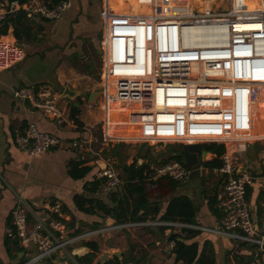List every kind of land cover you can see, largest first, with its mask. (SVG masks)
I'll return each instance as SVG.
<instances>
[{
	"label": "built area",
	"instance_id": "2783aa9c",
	"mask_svg": "<svg viewBox=\"0 0 264 264\" xmlns=\"http://www.w3.org/2000/svg\"><path fill=\"white\" fill-rule=\"evenodd\" d=\"M182 1L191 6L190 0ZM218 1H223L224 6ZM155 7L153 0L151 13L145 12L133 21L117 16L110 23L101 70V91L107 111L109 99L119 100L123 105L121 113L128 117L129 123L144 124L148 129L147 137L137 140L153 147L190 142L228 146L240 139L234 138L238 132L251 131L255 109L264 97V0H256L246 8L241 0H213L203 10L194 8L181 15L156 12ZM65 8V2L50 7L47 0H12L8 4L0 0V22L19 10L29 16L59 20ZM25 57L26 52L16 39L0 36V71L14 67ZM107 68L109 74L104 78ZM13 97L30 103L58 125H76L80 120L79 113L72 115L71 110L60 104L61 93L51 86H18ZM96 104L97 101L89 102L87 108L92 109ZM110 119L108 116L102 121L106 145L122 139L107 135ZM247 135L240 140L248 142ZM133 137L123 141H133ZM15 142L30 156L65 146L92 152L88 141H64L40 130L36 124H30L18 134ZM237 153V148L226 149L220 166L207 167L224 184L216 205L221 219L215 227L148 218L67 237L70 227L61 202L55 201L47 207V218L31 223L28 204L19 197L13 210V223L26 258L22 264H40L69 244L105 234L113 228L145 226L168 227V234L180 233L184 227L202 230L231 238L264 254V227H259L248 202L255 176L248 159ZM92 163L98 165L95 177L102 179L100 189L106 193L115 191L121 184L119 172L107 160L97 159ZM240 168L243 169L238 172ZM155 176H169L184 183L189 170L177 159L162 160Z\"/></svg>",
	"mask_w": 264,
	"mask_h": 264
},
{
	"label": "crops",
	"instance_id": "0c3cea01",
	"mask_svg": "<svg viewBox=\"0 0 264 264\" xmlns=\"http://www.w3.org/2000/svg\"><path fill=\"white\" fill-rule=\"evenodd\" d=\"M1 1L4 4H8L12 0ZM152 1L130 0V10L132 12L130 15L123 12L125 10L124 5L129 3L128 0H121L122 9L120 13L116 11L117 0H67L65 2L66 8L59 20H48L36 15L31 16L30 20L33 22L34 29L43 28L38 34L39 40L34 43L21 42L25 47L18 42L23 48H26L25 59L12 68L0 71V264H16L21 260L23 254V251L19 253L13 244L11 245V251H9L6 245V241L13 234V210L17 205L19 197L23 198L28 204L30 210L29 220L31 223H36L39 219L47 218L49 216L47 207L55 201L61 202L62 208L66 207L68 209V211H65L63 208L68 222L74 221L75 225L81 228V230L92 228L93 223L96 222L101 224L104 222V219L114 220L111 218H101L98 215L86 214L76 209L73 199L74 195L83 192L85 182L95 178L97 169L94 168L88 174L91 175L89 179L87 176L83 179H73L68 174V164L71 160H85L86 165L94 167L92 160L85 159L84 155L86 153L83 155L81 151V153L76 151L78 149L65 146L53 148L43 154L30 156L18 147L15 138L18 134L24 132L30 124H36L40 130L58 136L64 141L86 140L91 147L94 141L92 127L95 125L102 127V121L108 116L111 118L108 136H117L121 130L128 129L129 131L130 123L126 122V118L128 120V117L121 113L122 103L120 104L119 100L111 101L109 99L110 109L107 111L104 95H100L97 98V104L92 109L87 108L89 103L88 97H80L78 105H75L70 99L60 98V104L64 108L69 109V111L71 110L72 112L74 107L78 108L82 123V126L78 124H64L61 126L55 121L46 118L41 111L32 107L30 103L15 99L13 97V90L18 86L48 85L57 92L62 93L68 80L74 81V84H79L85 76L91 78V75H94L95 64L93 62H88L89 64L86 65L88 71L83 72V74L78 72L80 64L84 61L87 62L90 59L89 54L94 52L98 53V55L100 54L101 68L98 71L97 86L88 90V92L101 91L103 89L101 70L102 65H104L103 60L106 58V41L110 23L117 16L125 20L127 19V21H133L145 14V12L151 13L153 11L151 9ZM154 1L156 5L154 10L167 14L170 13V5L176 0ZM7 35L16 39L13 34V27H10L8 34L3 36ZM103 41H105V52ZM108 74L109 68L106 69L104 78H107ZM72 86L73 88L76 87L75 85ZM147 131L148 129L144 125L141 134L135 138L143 139L147 137ZM246 134H249L247 135L250 139L249 143L240 140L246 137ZM128 136L127 133V138ZM120 137L122 139L119 138V140L105 145L114 148L116 144L124 142V136ZM237 137L240 139L231 141L226 146V149L233 151L237 148V155L245 157L249 161L255 181L249 188L248 202L254 216L257 218L259 227L263 228L264 138L257 139V134L253 130L238 132L234 138ZM137 143L144 144L141 141ZM170 144L174 145L177 143ZM91 150L93 152L92 147ZM87 152L90 151L88 150ZM221 156L219 157L220 160ZM216 157V154L208 152L205 160L202 161V166L204 167L202 170V184L206 183L209 185L208 179L213 178L214 182H212L211 188L207 187L206 189L217 191V199L219 200L224 190L223 181L219 176L210 171L209 168L204 166L206 161L213 160ZM144 161L147 162V160L142 159L141 163ZM152 178L151 174L149 180H152ZM100 192L108 194L99 189L96 196ZM180 195L186 194L184 192L173 196ZM190 198L193 199L197 207V225L215 227L219 224L221 214L217 206V213H214L210 209L208 200L203 193L201 198L196 196V194ZM168 200H166L164 205L162 204L159 216L156 218L149 216L148 218L160 219L161 214L164 213L168 205ZM161 227L163 226H145L139 227L140 229H128L127 237L125 234L118 233L114 241L110 240L112 247L108 249H119L121 243L122 245L128 243V250L122 256V258L125 257L127 259L128 264H175L176 254L173 252L175 241L169 240L170 234H168V229L163 232ZM197 231L196 234H192L193 232L178 233L179 235L176 238L178 237L187 243L197 242L200 248L207 241L211 242L215 249L217 264H239L240 260L249 259L252 260L251 264H264V254L251 246L239 243L228 237L202 230ZM15 236V238L18 237L17 234ZM127 238L128 241L126 240ZM81 246H84V243ZM103 247L101 246V250H104ZM129 249H131L130 252ZM89 252L91 250L83 252L80 257L85 256ZM62 255L70 256L68 253H62ZM59 256L60 254L55 256L54 263L58 260ZM97 259L93 264L100 262ZM69 263L81 264L76 256H70V260L65 261L63 264ZM178 264L185 263L180 261Z\"/></svg>",
	"mask_w": 264,
	"mask_h": 264
},
{
	"label": "trees",
	"instance_id": "16d2710c",
	"mask_svg": "<svg viewBox=\"0 0 264 264\" xmlns=\"http://www.w3.org/2000/svg\"><path fill=\"white\" fill-rule=\"evenodd\" d=\"M21 2L25 0H20ZM67 0H47L50 7L54 5L66 2ZM129 3L124 5L125 14L131 15L130 10V0ZM122 9L121 0H117L116 11L117 13ZM31 16H29L26 11L19 10L14 14L8 16L5 20L0 22V36L8 34L10 27H13V34L16 37L19 43L21 42H37L39 40L38 34L42 31V27H39L37 30L33 27V22L30 20ZM31 22V23H30ZM260 102H264V98ZM262 109V106H257L254 112L253 121H257L259 123V110ZM264 109V106H263ZM78 113V108L74 107L72 109V115H76ZM129 120V119H128ZM126 118V122L129 124V121ZM79 126H82L80 120L76 121ZM111 122L106 126V132L108 135L110 129ZM138 126V127H137ZM135 127L132 136H138L141 134L144 129V124L138 123ZM101 132L102 127H101ZM148 132V131H147ZM127 130H121L117 136H124L127 138ZM103 136V134H102ZM118 137V138H119ZM134 138V137H133ZM125 145V142H120L114 146L113 149L106 151L110 153L111 156L116 157L118 160L122 158V151L118 149ZM144 144H142L143 146ZM184 144H178V147L173 149V152L164 159V162L177 159L183 162V158L180 155V152L183 148ZM152 149V146H149V149ZM203 149L214 153L217 155L213 160H208L204 163L205 167L213 168L221 165V160L219 157L226 151V147L224 144L217 143H203ZM140 153V152H139ZM176 153V154H174ZM109 154V155H110ZM142 158L145 155L140 154ZM139 158L134 159L131 164L126 162H121L118 165V168L121 170L123 186L120 191H112L109 193L108 199L109 202L104 199L96 196L99 189L101 188L102 179L95 178L91 181H86L84 184V190L81 193H77L74 195V203L76 209L90 215H98L101 218H112L115 220L117 224L125 223L129 221H139L152 216L156 218L159 216L162 203L153 198L147 190V184L152 180H149L152 172L154 171L151 168L150 162H138ZM85 160H71L68 164V174L73 179H83L85 178L91 171L94 170L93 166L86 165ZM155 182L158 184L168 186L171 188V192L175 191L180 183L177 180L172 179L169 176H162L158 178ZM120 186V185H119ZM249 192V191H248ZM202 193L205 195V198L208 200V205L210 209L217 213L216 204H217V191L203 189ZM65 211H68L66 207H63ZM197 207L189 196L180 195V196H171L168 200V205L164 213L161 214V220L168 221H181L189 224H196V212ZM74 220V218H73ZM100 223H93L92 227L99 226ZM68 226L73 228L75 226L74 221L68 222ZM13 234L6 241L7 248L9 251L12 250L11 245L16 248V250L20 253L23 251V248L19 245L18 237L15 238L16 227L12 226ZM164 232L168 227H161ZM81 229L77 228L76 233H80ZM198 232L195 230L192 234H196ZM191 234V235H192ZM179 235V234H177ZM188 236V235H187ZM175 244L173 248V252L176 254V262L178 264L180 261H183L185 264H217V259L215 256V249L211 242H206L202 248H200L197 242L187 243L186 241L180 240L178 237L174 239ZM84 246H87L91 252L87 253L85 256L80 257L76 256L77 260L81 264H93L97 259V255L101 250L100 244L95 240L85 241ZM131 249H129L130 252ZM26 260L24 253L21 256V260L16 264H22ZM55 256L45 260L41 264H55L54 263ZM252 260H243L239 261V264H251ZM73 264V263H69ZM96 264H101L97 262ZM106 264H128L127 259L124 257L120 259L119 257H113Z\"/></svg>",
	"mask_w": 264,
	"mask_h": 264
},
{
	"label": "rangeland",
	"instance_id": "374dc122",
	"mask_svg": "<svg viewBox=\"0 0 264 264\" xmlns=\"http://www.w3.org/2000/svg\"><path fill=\"white\" fill-rule=\"evenodd\" d=\"M191 1H193V0H191ZM211 3H213V0H209V5ZM218 3L221 6H224L223 1L222 2L218 1ZM254 3H256V0H241V5H242L243 8L252 6ZM23 47H25V46H23ZM24 49L26 51V48H24ZM89 56H90L89 57L90 59L87 62L84 61L83 63L80 64V68L78 69V72L83 74V72L88 71L86 65L89 64L88 62H90V63L93 62L95 64V66H94V75L92 74L91 78L85 76L83 78V80H81V82L79 84H74V81L68 80L67 84L65 85V88L67 86H70L72 89H75V90L83 92L84 95L80 96V97H88V95L90 93V92H88V90L93 89V87L97 86V83H98V71H100V68H101L100 54L98 55V53L92 52L91 54H89ZM72 85H75L76 87L73 88ZM80 97H78L77 100H80ZM258 105L262 106V109L259 110L260 121H259V123H257L258 120L252 122L251 130L255 131V133L257 134V137H258L257 139H262V138H264V109H263L264 102H259ZM92 132H93L94 141L92 142V144H91L92 146L91 147L93 149V152L82 151V153H81L79 150H76V151L80 152L83 155H84V153H86L84 155L86 160H97V159L107 160V161L110 162V164L117 171L120 172L119 174H120V178H121V185L115 191H117V190L120 191V189L123 186V183H122L123 181H122V177H121V175H122L121 174V170L118 168L119 163L122 160V162H126V163L130 164L136 158H139V160H138L139 163H141L142 159L143 160H147V162H150L151 168H153L154 171L152 172V177H153L152 181L147 184V190H148V192L150 193V195L153 198L158 199L163 205L166 202V200H168L171 196L176 195V194H181V193H184V192H185L186 195H189L190 197H194L195 194H196V196L201 198L202 197L203 188L204 187H205V189L207 187L211 188L212 182H214V179L210 178L207 181L208 183L210 182L209 185H207L206 183L202 184L203 183V179H202L199 188H197V185H198L197 182H194V184H192V183L189 184V182L188 183L187 182L186 183H180L179 186L177 187V189L175 191L171 192V188L170 187L164 186V185H161V184H158L157 182H155L158 178H160L158 176H155V172H156V169L160 166L161 161L166 159L173 152V149L175 147H178V144H174V145L170 144V143L169 144H162V145H158L157 147L156 146L155 147L152 146V149L151 148L149 149V144L148 143H144V145L142 146L141 143H137L140 140L133 139V141H131V143H125V145H123L122 147H120L118 149L119 151H122V158H121V160H118L116 157H113V156H111L110 153L106 152V151H109V150H111L113 148L110 147V146L108 147V146H106L104 144L100 125H95L94 127H92ZM252 142H254V141H252ZM140 154L145 155L144 158H142ZM97 167H98V165L95 164L94 168H97ZM90 177H91V175H87L88 179ZM98 196L100 198L104 199L105 201L109 202V199H108L109 193L105 194V193L100 192L98 194ZM107 220L104 219V222H102L97 227H92V228H88L86 230H81L80 233L86 232L88 230H92V229H95V228H101V227H106V226L107 227H111V226H114V225H116V226L119 225V224H116V222L114 220L113 221H111V220L109 221V223H112V222H114V223H112L110 225H105ZM150 227H156V226H150ZM77 228H79V227H77V225H75L73 228H70V233H69V235L67 237H72V236H75L76 234H78V233H76ZM137 229H140V228L138 227ZM128 231L129 230L125 229V228H115V229L113 228V229L109 230L108 232H106L105 234L98 235V236H93V237L87 238V240L86 239L80 240V241H77L74 244H69V245L65 246V250H63V251H62V249L58 250L56 253H54V255L57 256L59 254L61 255L62 253H64V254L68 253L71 257H73V256H75V254H73V250L75 248L82 247L81 245H83L84 241L95 240L101 246H104L103 247L104 250H100V252L97 255L98 256L97 260L100 261V257L103 254V252H105V250L106 251L107 250L108 251H112L111 249H108V248L112 247L111 246L112 243L110 242V240L114 241L116 239V236H118L117 235L118 233L125 234L126 237H127V232ZM126 240L128 241V238ZM123 245L121 243V245L119 247V250L121 252H124L123 248H122ZM127 250H128V247L125 250V252L122 253V256L127 252ZM119 258L121 259L122 257H119ZM111 259H112V257H111Z\"/></svg>",
	"mask_w": 264,
	"mask_h": 264
},
{
	"label": "water",
	"instance_id": "95a60500",
	"mask_svg": "<svg viewBox=\"0 0 264 264\" xmlns=\"http://www.w3.org/2000/svg\"><path fill=\"white\" fill-rule=\"evenodd\" d=\"M102 91H92L89 93L88 95V100L89 102L92 103H96L97 98L102 95ZM83 92L72 89L70 86H67L63 92L61 93V98H67L70 99L72 102L75 103V105H78V100L77 98L80 96H83ZM131 139L127 140V143H130ZM207 151L203 149V144L200 142H190L187 144H184L180 155L183 158V164L187 167V169L189 170V177L187 182L194 184V182H197V188L200 187L201 181H202V161L205 160L206 155H207ZM99 165L104 168L105 164L103 163H99ZM243 168H240L238 172H240ZM112 219V218H111ZM110 220L106 221L105 225H110L112 223H109ZM186 232L192 233L195 232V229L193 228H188V227H184L181 229L180 233L184 234ZM177 232H172L169 236V240L173 241L176 236H177ZM128 247V243H125L123 245V251L125 252V250ZM88 252L90 251V249L87 246H82L80 248H75L73 250V254H75V256H80L83 254V252ZM119 249H113L112 251H105L103 252V254L100 257V263L101 264H106L111 257H122V253ZM70 260V256L68 255H60L58 260L55 262L56 264H63L65 261H69Z\"/></svg>",
	"mask_w": 264,
	"mask_h": 264
},
{
	"label": "bare ground",
	"instance_id": "6f19581e",
	"mask_svg": "<svg viewBox=\"0 0 264 264\" xmlns=\"http://www.w3.org/2000/svg\"><path fill=\"white\" fill-rule=\"evenodd\" d=\"M207 6H209V0H193V1H191V6H189L185 1L176 0L175 2H173L170 5V13L180 14V15L181 14H188L194 8H198L199 10H203ZM135 127H136V125L130 124L129 131H128L129 136H131Z\"/></svg>",
	"mask_w": 264,
	"mask_h": 264
}]
</instances>
